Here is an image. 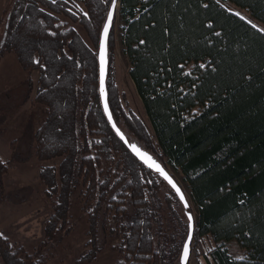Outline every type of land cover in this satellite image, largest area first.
I'll return each mask as SVG.
<instances>
[{
    "label": "trees",
    "instance_id": "16d2710c",
    "mask_svg": "<svg viewBox=\"0 0 264 264\" xmlns=\"http://www.w3.org/2000/svg\"><path fill=\"white\" fill-rule=\"evenodd\" d=\"M118 1L105 82L116 124L164 168L183 173L199 212L191 247L211 240V264H264V31L220 0ZM224 1L264 23V0ZM113 2L15 0L8 16L3 49L39 70L35 101L46 118L34 134L36 155L60 160L40 170L53 199L45 228L51 238L67 225L80 190L90 237L81 263L110 234L118 264H176L189 233L186 208L133 154L103 107L99 46ZM117 17L153 132L125 107L114 77ZM34 257L0 233V264H45Z\"/></svg>",
    "mask_w": 264,
    "mask_h": 264
},
{
    "label": "rangeland",
    "instance_id": "374dc122",
    "mask_svg": "<svg viewBox=\"0 0 264 264\" xmlns=\"http://www.w3.org/2000/svg\"><path fill=\"white\" fill-rule=\"evenodd\" d=\"M14 1L0 0V233L16 246H21L25 253L45 259V264H118L122 255L113 248L117 240L110 234L98 237L95 257L81 263V258L89 249L86 244L90 237L89 205L86 206L80 190L75 189L71 197V218L67 225L51 238L46 232V221L53 213V199L47 196L46 187L39 175L42 167L59 165L60 160H40L36 155L34 134L46 118L45 107L35 101L39 70L25 69L13 51L3 49L8 16ZM220 2L264 31V23L246 9L224 0ZM78 28L86 37L85 31L80 26ZM115 40L117 53L113 72L123 103L127 109L138 114L153 132L143 102L129 75L130 60L125 53L124 22L120 17H117L115 24ZM191 67L189 65L188 69ZM121 125L129 140L136 143V138L125 125ZM163 164L183 187L189 202L185 211L191 213L197 221L198 206L183 173L167 162ZM162 187V192L170 193L164 185ZM169 218L172 219V216H168L165 223ZM179 232L172 229V233ZM185 237L184 243L188 235ZM211 245L209 239L194 242L188 264H211ZM180 258L176 264H180Z\"/></svg>",
    "mask_w": 264,
    "mask_h": 264
},
{
    "label": "water",
    "instance_id": "95a60500",
    "mask_svg": "<svg viewBox=\"0 0 264 264\" xmlns=\"http://www.w3.org/2000/svg\"><path fill=\"white\" fill-rule=\"evenodd\" d=\"M114 5V6H113ZM119 5V1L118 0H114L112 6H111V9H110V13L108 15V18L106 20V24H108V21H109V17L111 16V24H112V18H113V14L116 10V8L118 7ZM105 25H104V28H105ZM104 28H103V31H102V35H101V40H100V46H99V64H100V78H101V48H102V45L104 44ZM111 28V26H110ZM109 28V30H110ZM107 42H108V38H107ZM106 76H107V55H106V65H105V76H104V80L106 82ZM100 88H101V85H100ZM104 89H105V83H104ZM106 92V90H105ZM107 94V92H106ZM102 101H103V107H104V96H102ZM105 111V109H104ZM111 113V119H109V115L108 113ZM106 115L111 123V125L113 126L114 130L116 131V133L121 137V139L127 144L129 145L131 151L133 152V154L138 157L136 155V153L132 150V147L131 145H135L137 148L140 149L141 152H146L148 153L149 156L152 157V159L156 162V164H158L160 166L161 169H163V172L167 174V177L168 178H165V175H162V178L165 179V181L170 185V187L175 191V193L177 194V196L179 197V199L181 200V202L183 203V205L185 206V208L187 209L188 206H189V202H188V199H187V196L185 194V191L183 190L182 186L179 184V182L177 181V179L168 171L166 170L162 165H160L154 158L153 156L147 152L145 149H143L141 146H139L137 143L135 142H131L129 140V138L127 137V135L122 131V129L116 124L114 118H113V115H112V111L109 107V104H108V112H106ZM115 125V126H114ZM121 134H123V136H121ZM140 159V157H138ZM144 162V161H143ZM155 169V167H153ZM173 184L175 185V187H173ZM179 189L180 191L177 192L176 189ZM181 193L183 194V197L184 199L182 200L181 199ZM188 215V218L189 216H191V220L189 219V233H188V237L184 243V246H183V250H182V253H181V258H180V261H181V264H187L188 261H189V258H190V255H191V242H192V239H193V233H194V227H195V219H194V216L191 214V213H187ZM185 245H187L188 247V254H187V259H185V254H184V248H185Z\"/></svg>",
    "mask_w": 264,
    "mask_h": 264
},
{
    "label": "snow or ice",
    "instance_id": "6c2138e0",
    "mask_svg": "<svg viewBox=\"0 0 264 264\" xmlns=\"http://www.w3.org/2000/svg\"><path fill=\"white\" fill-rule=\"evenodd\" d=\"M110 26H111V16L109 17L108 24H106L104 28V44L102 45V48H101V57H100L101 59V78H100L101 89L100 90H101L102 96H104V109L106 112H108V101H107V94L104 89V83H105L104 76H105V65H106V55H107V38H108V32H109ZM108 115H109V119H111L110 112L108 113ZM121 136H123V134H121ZM131 147H132V150L136 153V155L140 157V159L144 161L145 164H147L149 167H155V169L158 172H160L162 175H165V178H168L167 174L163 172V169H161L160 166L156 164V162L152 159L151 156L148 155V153L141 152L140 149L137 148L134 144L131 145ZM173 187H175L174 184H173ZM176 191L179 192L180 190L177 188ZM181 199L182 200L184 199L182 193H181ZM189 219L191 220V216H189ZM184 254H185V259H187V254H188L187 245H185Z\"/></svg>",
    "mask_w": 264,
    "mask_h": 264
},
{
    "label": "bare ground",
    "instance_id": "6f19581e",
    "mask_svg": "<svg viewBox=\"0 0 264 264\" xmlns=\"http://www.w3.org/2000/svg\"><path fill=\"white\" fill-rule=\"evenodd\" d=\"M119 8V5H118V7L116 8V10ZM111 9V8H110ZM115 10V11H116ZM110 13V12H109ZM115 13V12H114ZM109 15V14H108ZM114 15V14H113ZM108 18V17H107ZM106 23V22H105ZM167 170V169H166ZM164 179V178H163ZM165 180V179H164ZM179 182V181H178ZM180 184V183H179ZM181 185V184H180ZM183 188V187H182ZM184 190V189H183ZM189 219V218H188ZM195 219V218H194ZM183 250V249H182Z\"/></svg>",
    "mask_w": 264,
    "mask_h": 264
},
{
    "label": "crops",
    "instance_id": "0c3cea01",
    "mask_svg": "<svg viewBox=\"0 0 264 264\" xmlns=\"http://www.w3.org/2000/svg\"><path fill=\"white\" fill-rule=\"evenodd\" d=\"M38 79H39V77H38Z\"/></svg>",
    "mask_w": 264,
    "mask_h": 264
},
{
    "label": "flooded vegetation",
    "instance_id": "af4514ba",
    "mask_svg": "<svg viewBox=\"0 0 264 264\" xmlns=\"http://www.w3.org/2000/svg\"><path fill=\"white\" fill-rule=\"evenodd\" d=\"M175 192V191H174ZM177 195V194H176Z\"/></svg>",
    "mask_w": 264,
    "mask_h": 264
}]
</instances>
